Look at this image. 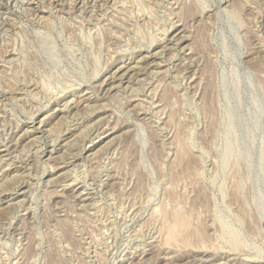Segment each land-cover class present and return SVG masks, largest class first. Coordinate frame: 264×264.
Instances as JSON below:
<instances>
[{
    "label": "rangeland",
    "instance_id": "rangeland-1",
    "mask_svg": "<svg viewBox=\"0 0 264 264\" xmlns=\"http://www.w3.org/2000/svg\"><path fill=\"white\" fill-rule=\"evenodd\" d=\"M45 1L0 0V264H264V0Z\"/></svg>",
    "mask_w": 264,
    "mask_h": 264
},
{
    "label": "bare ground",
    "instance_id": "bare-ground-1",
    "mask_svg": "<svg viewBox=\"0 0 264 264\" xmlns=\"http://www.w3.org/2000/svg\"><path fill=\"white\" fill-rule=\"evenodd\" d=\"M10 1V0H9ZM23 1V0H22ZM39 2V3H42V2H46L45 0H30V2H28L29 4H27L26 5V3L25 4H23V6H27V8L29 7V8H32L31 7V5H32V3L33 2ZM50 2L52 1V2H54V4H52V7L53 6H55L56 4L57 5H60V4H62L63 2H65L64 0H49ZM67 1V0H66ZM70 1H72V0H70ZM70 1H69V3H70ZM85 1H86V3H87V1L88 0H75L73 3H81L82 5H83V3H85ZM97 1V0H96ZM96 1H94V2H96ZM115 2V1H114ZM48 3V2H47ZM10 4V3H9ZM17 4V3H16ZM35 4V3H34ZM68 4V3H67ZM93 4V3H92ZM95 4V3H94ZM11 5V4H10ZM15 5V4H14ZM44 5H45V3H44ZM88 5H89V3H88ZM99 5V4H98ZM18 6V5H17ZM16 6V7H17ZM43 6V5H42ZM94 6H96V5H94ZM56 7V6H55ZM97 7V6H96ZM26 8V9H27ZM54 8V7H53ZM24 9V8H23ZM94 9V8H93ZM30 12H32V13H34L35 14V12H36V14L38 15L39 13H40V10H38V11H35V9L33 8V10L31 9V10H29ZM21 13H23V12H21ZM25 13V12H24ZM35 14V15H36ZM85 16V15H84ZM22 17V16H21ZM41 18V17H40ZM43 18V17H42ZM99 18V17H98ZM38 20V19H37ZM84 35V34H83ZM69 37V36H68ZM2 38V37H1ZM6 39V38H5ZM6 42V41H5ZM3 43V42H2ZM90 47V46H89ZM80 62V61H79ZM19 63V62H18ZM46 76V75H45ZM75 80V79H74ZM35 93V92H34ZM84 94V93H83ZM36 96V95H35ZM34 96V97H35ZM49 98V97H48ZM50 104V103H49ZM257 105V104H256ZM236 137H237V135H235ZM11 152V151H10ZM59 167V166H58ZM248 180V179H247ZM8 181V180H7ZM22 192V191H21ZM81 193V192H80ZM77 195V194H76ZM177 216V215H176ZM184 217V216H183ZM177 220V219H176ZM181 220V219H180ZM186 220H187V218H186ZM183 222H185V221H183ZM188 222V221H187ZM174 223V222H173ZM189 224V223H188ZM167 225V224H166ZM180 225H182V226H180L182 229H183V226H184V223H182V224H180ZM175 226V225H174ZM167 227H168V225H167ZM178 229H180L179 227H174V228H172V229H170V233H171V236H174V235H176V233H178L177 231H179ZM184 230V229H183ZM185 232V231H184ZM170 236V235H169ZM170 236V237H171ZM178 236H179V234H178ZM180 238V237H179ZM172 239V238H171ZM174 239V238H173ZM167 240V239H166ZM167 242V241H166ZM167 258V257H166Z\"/></svg>",
    "mask_w": 264,
    "mask_h": 264
}]
</instances>
